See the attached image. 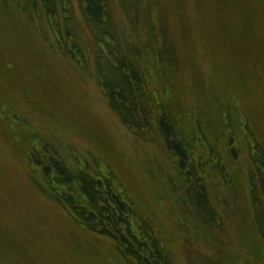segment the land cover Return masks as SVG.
<instances>
[{
	"label": "rangeland",
	"instance_id": "obj_1",
	"mask_svg": "<svg viewBox=\"0 0 264 264\" xmlns=\"http://www.w3.org/2000/svg\"><path fill=\"white\" fill-rule=\"evenodd\" d=\"M72 1L76 7L78 2ZM136 1L113 0L111 12L117 8L112 15L119 28V43L124 44L122 35L124 40H134L148 52L143 61L135 56V45L128 54L141 77L144 76L142 89L147 91L148 85L153 93L147 95V127L142 126L138 133L122 123L102 95L93 57L99 48V43L94 42L98 30L94 24L81 19L77 9L74 11L76 29L75 23L70 29L75 36L73 41L82 51L79 63L62 54L55 43L64 38L62 27L52 32L37 17L34 22H24L20 20L23 17L11 20L9 15H0V264H76L81 256L92 258L90 264H101L102 258L108 262L112 254L106 238L76 224L65 208L45 194L35 183L33 174L28 173L21 152L23 147L28 154L41 149L40 140L59 149L70 166L87 163L91 171H104L109 166L116 180L130 191L137 211L144 209L167 238L175 264H252L251 238L246 235L250 226L247 200L254 196L264 208L261 179L264 173V9L256 5L259 15L254 11L255 6L252 13L247 3L236 6V16L228 18L226 27L215 28L213 19V28H208L207 15L210 13L216 18L212 5L207 8L214 0H191L187 12H194L190 3H197L194 18L185 13L178 0H165L168 4L164 0H144L142 5L145 7L148 3V11L142 12L132 26L125 17L132 15L131 12L138 14L133 6ZM243 14L248 23L239 26ZM148 16L163 19L147 25ZM68 24L69 21L66 25L62 22L61 26ZM22 25L26 27L23 30ZM234 28L236 35L232 32ZM222 40H229L232 45L224 53L217 49V43ZM169 41L178 50L175 88H184L178 92L172 86L164 94L162 80L173 74L174 66V62L173 66L168 62L171 60ZM166 43L167 52L163 53ZM170 46L174 49L173 44ZM189 48L197 51L191 53V58L184 52ZM147 63L152 67L148 72L149 83ZM196 78L200 79L195 81ZM220 90L225 94L232 92L236 103L243 105L252 121L250 132L255 133L250 137L260 149L250 147L245 136L238 134V150H232L230 157H226L228 168L240 175L233 190L218 188L210 177L218 172L206 171L212 185H208L210 208L221 212L218 221L207 226L200 207L182 190L184 182L177 175L171 155L166 154L155 119L160 107L170 115H175L178 107L180 113L175 127L187 131L189 118L195 122L198 118L200 131L213 146L216 141L212 129L201 117L205 108L211 106L210 102L211 112L219 111L222 100L217 97V103L215 94ZM185 91L189 102L184 110L178 99ZM256 120L258 129H255ZM26 131L33 133L25 146L19 135ZM32 164H37L36 160ZM224 171L227 175L226 167ZM241 185L244 196L237 189Z\"/></svg>",
	"mask_w": 264,
	"mask_h": 264
},
{
	"label": "trees",
	"instance_id": "obj_2",
	"mask_svg": "<svg viewBox=\"0 0 264 264\" xmlns=\"http://www.w3.org/2000/svg\"><path fill=\"white\" fill-rule=\"evenodd\" d=\"M76 1L78 3L75 7L72 0H0V15H9L11 20L23 17L20 20L24 22H34L33 20L37 17L39 23L44 24L46 22L52 32L53 29L56 30L58 27H62L64 38L53 41H55L62 54L79 63L78 57L83 58L82 51L73 41L72 38H75V36L70 29V25L72 26L74 23L76 29L74 11L77 9L81 19L89 24H94L95 30H98L94 42L99 43V48L97 54L95 52L93 57L95 58L94 64L98 74L97 83L101 87L102 95L108 106L119 114L122 123L131 131L138 133L142 126L147 127V95L152 96L153 93L148 89V85L147 91L142 89L144 82L142 77L144 76L141 77L142 74L140 75L136 70L128 54L130 51L133 52L135 48L133 45H135L137 47V49H134L135 56L143 61L144 54L148 53L147 49L140 47L134 40H124L122 35L124 44L119 43L117 36L119 28L113 17L117 8L113 13L111 12L113 0ZM178 1L183 4L186 14L190 15L191 18L196 16L197 3H190L195 11L188 13L187 5L191 0ZM143 2L144 0L134 2L133 6L138 12L137 15L133 12L130 16L123 14L124 17H127L125 19L128 24L133 26L139 15L144 11H148V3L144 7ZM115 3L116 1H114V5ZM165 3L168 4L167 1ZM245 3L250 7V13L253 12L255 6L254 11L259 15L261 14L256 5L264 9V0H214L213 4H209L207 8L212 5L213 15H216V18H213L209 13L207 15L209 22L207 27L213 28V19L215 28L226 27L228 18L230 20V18L236 16L234 7H243ZM244 16L243 14L240 17L239 26L248 23V18ZM150 18V16L147 19L145 18L147 25L149 23L151 25L157 20L160 21L162 17L159 16V19ZM67 21H69L67 27L61 26L62 22H65L66 25ZM24 28L26 27L22 25L21 29ZM235 29H232L234 35H236ZM147 38L149 40L148 36ZM106 39L113 42L108 43ZM169 42L170 48L168 51L171 60L168 62L171 65L174 62V66L172 65L173 74L167 75L162 80L161 86L164 94L169 93L172 86L178 92L184 88H175L174 71L177 67L178 50L173 41ZM171 44L174 45V49L171 48ZM148 45L149 42L147 41ZM229 45L232 47L229 40H222L221 43H217V49L224 53L229 49ZM115 48H121L122 51H116ZM162 52H167V43L164 45ZM184 52L190 54V58L191 53H197L196 50H190V48ZM206 54H210L209 51ZM150 55H153V53H150ZM151 68L147 63L148 83L150 80L148 72ZM211 69H213V65ZM154 70L156 69L154 68ZM199 79L196 78L195 81ZM205 81L203 80L204 83ZM215 95L217 103V97L222 100L219 104V111L211 112L212 102H210L211 106L205 108V111H203L205 114L201 117L205 122L207 121V125L212 129L216 141L213 146L207 143V136L200 131L198 118L196 122L191 117L189 118L187 131H180L175 127L180 113L178 107L174 110L175 115L166 114L164 107H160L155 119L158 132L164 140L162 143L166 148V154L167 156L171 155L177 175L184 182L182 190L187 191L185 193L188 196L190 195V200H193L200 207L204 215L203 222L207 226H211L218 221L221 212L210 208L207 177L209 173L206 171L216 170L218 173L212 171L214 174H210V177L218 188L228 190L229 187H234L240 179L239 173L229 169L226 163V157H230L231 151L238 150V134L245 136L244 140L250 142V147L257 150L259 148L256 140L250 137L255 133L250 132L251 126L249 123L252 121L249 120L250 116H246L247 113L243 105L239 101L236 103L232 92L225 94L220 90ZM178 100L185 110V105H188L189 102L186 91ZM255 129H258L257 120ZM28 132L26 131L22 136L19 135L25 146L32 140L33 131ZM39 142L43 145L41 149H35L29 154L26 148L23 147L21 152L23 154V165L28 169V173L33 174L35 183L40 189L64 207L76 224L109 241L108 250H111L112 254H110L108 262L102 258L101 264H175L171 245L167 238L154 226L153 220L149 218L150 216L145 213L144 209L141 212L137 211V203L130 196V191L121 181L116 180L109 166L104 171L88 170L87 163L70 166L59 149L55 146L52 148L51 144L42 140ZM232 144L236 146L233 147ZM34 160L37 163L34 164L35 166L32 164ZM225 167L227 168V175L224 171ZM261 179L264 181V173ZM237 189L240 195L244 196L243 186L241 185ZM249 202L251 205H249ZM247 204L250 226L246 229V235L251 238V253L249 252V254L252 256V264H259L260 261L261 263L264 261L261 260L262 256L264 257V243H262V237H264V208L259 199L254 196L247 200ZM251 206H253V209ZM241 230L244 232L243 229ZM234 259L235 256H233ZM91 261L92 258L88 260L81 256L76 264H90Z\"/></svg>",
	"mask_w": 264,
	"mask_h": 264
}]
</instances>
